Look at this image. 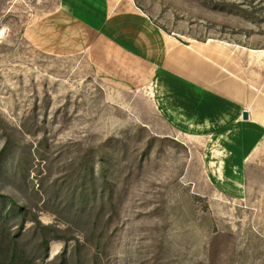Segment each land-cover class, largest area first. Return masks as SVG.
I'll return each instance as SVG.
<instances>
[{"label": "rangeland", "instance_id": "374dc122", "mask_svg": "<svg viewBox=\"0 0 264 264\" xmlns=\"http://www.w3.org/2000/svg\"><path fill=\"white\" fill-rule=\"evenodd\" d=\"M134 2L167 33L247 52L264 101V0ZM55 8L0 0V264H264V189L249 203L247 187L262 173L164 123L138 83L100 81Z\"/></svg>", "mask_w": 264, "mask_h": 264}, {"label": "crops", "instance_id": "0c3cea01", "mask_svg": "<svg viewBox=\"0 0 264 264\" xmlns=\"http://www.w3.org/2000/svg\"><path fill=\"white\" fill-rule=\"evenodd\" d=\"M54 11L68 22L60 31L63 37L77 30L73 33L85 45L92 73L104 78L100 81L138 83L136 91L148 94L145 104L164 123L191 125L192 132L199 126L204 146L225 158V166L262 173L247 185L249 203L262 193L264 101L257 98L256 71L247 52L167 33L134 0H56Z\"/></svg>", "mask_w": 264, "mask_h": 264}, {"label": "trees", "instance_id": "16d2710c", "mask_svg": "<svg viewBox=\"0 0 264 264\" xmlns=\"http://www.w3.org/2000/svg\"><path fill=\"white\" fill-rule=\"evenodd\" d=\"M10 242H12V241H8L7 243H5V244H7V246L9 245V246H11V243ZM8 246V247H9ZM7 247V248H8ZM8 250H6V249H1V254L3 255L5 252H7ZM6 264H23L20 260H18V256L16 255V254H13L12 256H11V258L9 259V261H7V263Z\"/></svg>", "mask_w": 264, "mask_h": 264}, {"label": "water", "instance_id": "95a60500", "mask_svg": "<svg viewBox=\"0 0 264 264\" xmlns=\"http://www.w3.org/2000/svg\"><path fill=\"white\" fill-rule=\"evenodd\" d=\"M242 119H243L244 121L248 120V115H247L246 112L243 113V115H242Z\"/></svg>", "mask_w": 264, "mask_h": 264}, {"label": "bare ground", "instance_id": "6f19581e", "mask_svg": "<svg viewBox=\"0 0 264 264\" xmlns=\"http://www.w3.org/2000/svg\"><path fill=\"white\" fill-rule=\"evenodd\" d=\"M4 37V31H0V40Z\"/></svg>", "mask_w": 264, "mask_h": 264}]
</instances>
